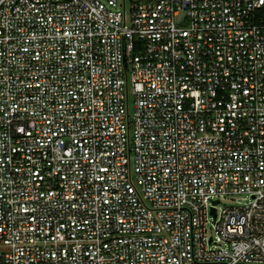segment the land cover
Here are the masks:
<instances>
[{
  "label": "built area",
  "instance_id": "2783aa9c",
  "mask_svg": "<svg viewBox=\"0 0 264 264\" xmlns=\"http://www.w3.org/2000/svg\"><path fill=\"white\" fill-rule=\"evenodd\" d=\"M0 264H264V0H0Z\"/></svg>",
  "mask_w": 264,
  "mask_h": 264
},
{
  "label": "rangeland",
  "instance_id": "374dc122",
  "mask_svg": "<svg viewBox=\"0 0 264 264\" xmlns=\"http://www.w3.org/2000/svg\"><path fill=\"white\" fill-rule=\"evenodd\" d=\"M129 110L130 112L132 111V95H129ZM249 200V197L245 193H229V194H224L221 196L218 208L224 206V205H234V204H240V203H245ZM208 231L211 234H214V228L212 224L208 225ZM217 243V242H215Z\"/></svg>",
  "mask_w": 264,
  "mask_h": 264
},
{
  "label": "water",
  "instance_id": "95a60500",
  "mask_svg": "<svg viewBox=\"0 0 264 264\" xmlns=\"http://www.w3.org/2000/svg\"><path fill=\"white\" fill-rule=\"evenodd\" d=\"M214 202H217V199L214 200ZM211 212H212L213 215H215V209H214V207H211Z\"/></svg>",
  "mask_w": 264,
  "mask_h": 264
}]
</instances>
